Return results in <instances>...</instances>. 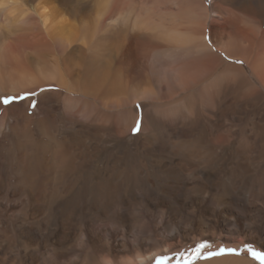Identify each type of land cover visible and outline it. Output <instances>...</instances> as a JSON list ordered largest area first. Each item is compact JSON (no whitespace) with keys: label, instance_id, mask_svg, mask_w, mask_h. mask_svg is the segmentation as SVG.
I'll list each match as a JSON object with an SVG mask.
<instances>
[{"label":"rangeland","instance_id":"rangeland-1","mask_svg":"<svg viewBox=\"0 0 264 264\" xmlns=\"http://www.w3.org/2000/svg\"><path fill=\"white\" fill-rule=\"evenodd\" d=\"M124 1L125 4L132 2V6L128 5L118 17L120 24L126 23L123 28L129 32L128 26L135 19L129 9L142 0ZM220 1L201 0L190 14L182 0H156L158 8L149 9L148 15L166 28L203 34L209 46L219 44L235 51L234 58H228L220 50L218 53L225 66L242 68L245 65L238 57L246 52L250 59L251 51H246V38L250 34H242L234 27L240 29L250 23H242L241 18L238 21L232 14L229 16L232 21L225 20L224 10L216 12L223 19L212 14L211 8ZM30 15L37 21L32 9ZM197 20L203 27L195 31ZM13 42H19L25 51L30 50L31 39L27 34H15ZM186 61L176 53L160 58L154 73L146 79L144 87L151 92L148 98H130L123 106L115 102L108 105V121L98 122L108 128L105 136L93 125H78L66 113L61 115L45 109L39 116L48 114L53 127L48 134L41 135L39 116L34 115L39 104L35 95L39 93L0 95V119L2 115L7 117L0 124V246L6 243L4 246L10 251L7 253L11 254L0 249V256L7 257L6 263L8 257L17 260L25 257L27 264H114L123 259L119 246L126 242L143 246V251L155 252L146 264H204L215 256L243 259L245 264H262L248 248L264 253V158L256 155L260 150L264 152L261 148L264 101H259L255 89L245 85L236 73L222 68L216 74L200 78L208 79L182 94L179 73L184 63H192L193 59ZM15 65L9 64L8 71ZM213 93L218 98V107H214ZM30 97L32 101L25 106L7 110L10 105H18ZM3 98H10V103H2ZM205 109L219 111V126ZM138 121V130L133 131ZM187 138L192 144H188L191 157L171 152L173 145L180 147ZM67 145L75 166L65 173L59 162H51L49 156ZM210 146L216 148L215 152L207 151ZM240 150L250 152L251 159L248 161L245 155V160ZM24 153L27 159L22 162ZM33 156L43 158L44 164L35 161ZM237 186H241L240 190ZM27 192L36 197L46 195L45 206L52 208L53 215L47 221L43 236L32 238L34 244H42L44 240L46 249H34L30 245L33 248L23 256L15 224L29 215L31 195ZM29 232L33 235L36 230L31 226ZM108 243L113 248L110 255L105 251ZM201 243L207 247L197 255L195 249ZM228 249L235 251L228 252ZM209 253L220 254L209 256Z\"/></svg>","mask_w":264,"mask_h":264},{"label":"bare ground","instance_id":"bare-ground-1","mask_svg":"<svg viewBox=\"0 0 264 264\" xmlns=\"http://www.w3.org/2000/svg\"><path fill=\"white\" fill-rule=\"evenodd\" d=\"M182 1L190 14L193 12L194 6L196 4L200 5L201 2V0ZM239 2L242 6L239 5ZM134 4L136 7L131 10L129 9V11L135 19L129 26L127 25L130 28L128 32L123 28V25H126V23L120 24V16L118 17V14L126 10L128 5L132 6V2L125 4L124 0H83L82 3L79 0H0V95L39 93L35 95L39 101L38 106L34 110L35 116H39L42 109L60 113L61 115L66 113L73 123L83 126L93 125L99 129L101 136H105L108 135V128L104 125L100 126L98 122L104 121L105 123L108 121V105L115 102L123 106L130 98H148L151 92H149V89H145L144 86L148 76L154 73L155 63L160 58L161 60L166 58L168 54L176 53L183 55L187 61L190 58L193 59L192 63H184L185 67L179 73L182 94H184V91L186 92L208 79L206 78L204 80L200 78L210 76L213 73L216 74L222 68L227 70L228 73H236L235 76H239L245 85H250L252 89H255L257 96H260L259 101H264V0H221L211 8V13L216 16L220 15L216 13L218 10L226 11L225 20L232 21L233 19L231 20V17H229L232 14L238 21L241 20L242 23L248 21L250 23L244 24L240 29L234 27L242 34H250L246 38L248 44L246 51H251L250 59H248L246 52L243 56L238 57L245 65L242 68L225 66L218 53L220 50L228 58H234L235 51L226 50L219 44H211L212 46H209L205 42L203 34L181 32L176 27L166 28L158 20L150 19L151 16L148 15V11L149 9L154 10L158 8L156 0H142L140 3L135 2ZM31 9L37 14V21L32 20V16L30 15ZM103 10L107 11L103 12ZM202 11L205 13L204 9ZM204 16L206 17V14ZM239 18L241 19L239 20ZM219 19H223V17H219ZM195 26V31L203 27L200 20L196 21ZM15 34H23V36L27 34L30 37V50L25 51L26 48L22 49L18 44L19 42H13ZM18 60L20 62L23 60L20 66ZM9 64L16 65L13 69L10 66L11 69L8 71L7 67H9ZM193 76H196V78ZM214 93L217 94L216 92ZM215 94L213 96L214 107H218L219 104L216 101L218 98L215 97ZM29 101H32L31 97L18 105H10L7 110L9 111L19 106L23 107ZM205 110L207 113L212 114L214 117L213 121L219 126V111L217 110L215 113L207 109ZM4 112H6V109H4ZM6 119L7 117H3L2 115L0 124H3ZM18 120L19 116L15 121L18 122ZM37 121L38 131L41 135L48 134L50 128L53 127V121L48 114H42L38 117ZM101 136L100 138H103ZM261 143L264 144V139ZM188 144L192 145L187 138V140L180 144V147L173 145L171 152L175 151L176 154L181 153L183 157L189 158L193 154H191L192 151L188 148ZM205 144L208 146L206 141ZM201 147L203 148L202 145ZM246 147L248 148V145ZM261 148L263 149L264 145ZM211 150L215 152L216 148L210 146V149L207 151L212 153ZM240 152L244 155L245 160L247 159L245 155L248 156V161L251 159L250 152L244 150H240ZM168 155L171 156L170 154ZM256 155L258 156L257 158H264V152L262 150L258 151ZM71 156L70 147L67 145V147H61L56 152H53L49 158L51 162H59L61 169L66 173L67 170L70 172L75 166H73L75 159L73 160ZM25 158L27 159V156L24 153L21 157L22 162H25ZM33 159L35 161H41L43 164L45 162L43 158L37 159L33 156ZM67 161L68 165H66ZM186 166L188 168V165ZM18 183L16 184L18 185ZM237 187L240 190L241 186ZM41 193L45 192L41 190ZM195 193L197 194L196 191ZM27 194L31 195V205L28 209L29 215L27 214V217L20 218L18 224H15L17 240H19L20 252L23 256L26 255L29 248H33L30 245H34V249H46L44 240L42 244L39 242H35L36 244H34L32 238L35 235L43 236L47 230V221L53 215L52 208L49 210L45 206L46 195L43 194L40 197H36L32 193L27 192ZM212 194L214 193L212 192ZM53 199L56 200V198ZM37 205L40 206L38 207ZM31 226L36 230L33 235L29 232V227ZM40 227L44 229L39 230ZM123 243L122 246H119V254L123 256V259L116 263L113 262L114 264H146L148 260L155 256V252L143 251V246L141 245ZM2 244L0 249H4L5 254L7 252L10 253L7 249L8 247L4 246L6 243L3 242ZM48 249L50 250V248ZM112 249L108 243V249L105 248V251L110 255ZM9 253L7 254L11 255ZM116 255L118 253H115ZM47 256L49 257V255ZM6 258L5 255H1L0 264H27L25 257L22 260L19 259L21 262L14 257L10 259L8 257V263L5 262ZM204 264H245V261L243 259L228 257L216 258L215 256V259H211L208 263L206 262Z\"/></svg>","mask_w":264,"mask_h":264},{"label":"snow or ice","instance_id":"snow-or-ice-1","mask_svg":"<svg viewBox=\"0 0 264 264\" xmlns=\"http://www.w3.org/2000/svg\"><path fill=\"white\" fill-rule=\"evenodd\" d=\"M2 103H4L5 105L9 104L10 98H3ZM138 128H139V121L137 122V128H135L133 131H137ZM205 247H207V245L205 243L199 244V246L195 249L197 255H199L200 249L205 248ZM248 250H249V252H251L253 258L260 260L262 262V264H264V253L253 251L250 247L248 248ZM223 251H224V249H221V252H223ZM227 251L228 252H234L235 250L228 249ZM219 254L220 253H209V256L219 255ZM205 258H207V257H205ZM167 259H170V257H168Z\"/></svg>","mask_w":264,"mask_h":264}]
</instances>
